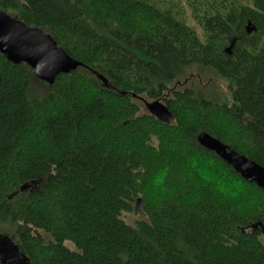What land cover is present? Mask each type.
I'll list each match as a JSON object with an SVG mask.
<instances>
[{"label": "trees", "instance_id": "16d2710c", "mask_svg": "<svg viewBox=\"0 0 264 264\" xmlns=\"http://www.w3.org/2000/svg\"><path fill=\"white\" fill-rule=\"evenodd\" d=\"M0 9L78 62L49 83L0 51V227L30 264H264V190L197 140L264 166V0Z\"/></svg>", "mask_w": 264, "mask_h": 264}, {"label": "water", "instance_id": "95a60500", "mask_svg": "<svg viewBox=\"0 0 264 264\" xmlns=\"http://www.w3.org/2000/svg\"><path fill=\"white\" fill-rule=\"evenodd\" d=\"M252 30L248 28L249 33ZM234 44L235 41L226 49L227 53L231 54ZM0 51L14 64L27 63L40 79L49 83H53L60 73H68L78 65V62L71 58L50 34L26 24L1 9ZM146 106L149 113L159 121L167 124L174 122L173 113L160 100L146 102ZM197 140L203 147L232 166L245 180L255 183L264 190V166L238 153L206 131L199 132ZM25 188L26 185L22 190ZM0 264H30V262L11 237L0 235Z\"/></svg>", "mask_w": 264, "mask_h": 264}, {"label": "rangeland", "instance_id": "374dc122", "mask_svg": "<svg viewBox=\"0 0 264 264\" xmlns=\"http://www.w3.org/2000/svg\"><path fill=\"white\" fill-rule=\"evenodd\" d=\"M189 24H191L192 26H194V27H196L198 29V26L191 19H189ZM198 31H199V29H198ZM207 79H208V77H206V76L202 77V81H203L202 84L203 85L206 83ZM218 82H219L218 86H220L219 88H221L222 90L225 91L226 90V86H227L226 81L219 79ZM195 83L198 84V80L197 79H195ZM142 217H143L142 213L138 214L137 212H133V213H129V214L125 215V219H126V221L129 224H134L136 222V220H138V219H140ZM12 232L13 231L9 227H0V235H9V236H11Z\"/></svg>", "mask_w": 264, "mask_h": 264}]
</instances>
